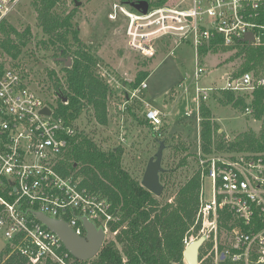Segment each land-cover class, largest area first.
<instances>
[{
	"label": "built area",
	"instance_id": "1",
	"mask_svg": "<svg viewBox=\"0 0 264 264\" xmlns=\"http://www.w3.org/2000/svg\"><path fill=\"white\" fill-rule=\"evenodd\" d=\"M19 1L0 0V23ZM118 15L126 20L130 47L141 55L152 56L158 45L168 42L172 47L191 43L196 80L208 71L200 65L198 49L212 40L225 46L243 42L264 47V0H166L149 4L145 13L129 4H114L110 17L116 20ZM220 78L222 85H196L192 98L196 112L214 93L229 90L249 101L264 87V69L225 70ZM146 87L142 81L135 90ZM145 106L146 118L157 129L161 112ZM44 107L50 112H43ZM252 112L251 106L245 108V113ZM74 133L75 127L54 113L52 102L29 85L21 69L0 57V235L6 240L0 252L9 244V254L16 252L31 262L86 264L36 213L64 220L78 236L86 235L83 218L101 228L104 238L116 231L112 225L121 223L120 209L106 196L83 185L79 175L60 171L59 162ZM197 165L200 191L193 225L199 223L200 228L198 234L184 237L185 245L203 235L202 245L212 239L209 253L215 264H264V152L199 150ZM218 227L226 235L220 244Z\"/></svg>",
	"mask_w": 264,
	"mask_h": 264
},
{
	"label": "rangeland",
	"instance_id": "2",
	"mask_svg": "<svg viewBox=\"0 0 264 264\" xmlns=\"http://www.w3.org/2000/svg\"><path fill=\"white\" fill-rule=\"evenodd\" d=\"M65 1L66 11L73 12L72 26L78 29L83 44L101 59L97 69L111 88L107 102L108 123L97 124L93 110L90 106H84L74 121L75 128L88 134L104 151L112 147L121 148L122 167L138 181H141L149 160L155 159L160 146L159 140H162L164 147L159 177L163 190L156 197L161 203L171 202L178 188L198 166L201 117L192 100L194 88L196 85H222V72L238 69L242 60L232 58V52L228 51L207 54L201 58L200 65L208 71L196 80L195 48L191 43L184 41L174 47L171 46L172 42L158 45L152 56L136 53L130 47L125 31L126 20L121 15L116 20L110 17L114 4H129V0H77V5L74 0ZM6 20L18 31L30 29L29 40L14 61L21 62L29 85L43 98L55 102L53 84L56 75L62 79L63 64L56 61L53 47L43 48L40 43L46 36L37 25L32 0H20ZM50 70H54L55 75L50 74ZM140 72L147 73V77L142 80L147 82V88L137 92L135 89L139 85L133 87L132 83ZM216 96L214 93L205 101L211 109L213 120L219 126L213 135L214 144L221 139L232 140L242 131L251 129L259 132L261 121L255 119L252 113L247 114L245 109L235 108L230 104L221 105ZM147 102L161 112V122L155 130L143 123L146 121L144 116L148 108L145 106ZM186 111L191 112L186 115ZM220 152L227 151L225 149ZM77 171L78 169L75 170ZM208 187L206 180V195ZM125 227L126 222L121 221L115 232L105 236L102 245L104 242H112L122 251L119 236ZM195 230V225H191L185 236L198 234ZM217 232L218 244L223 243L225 231L218 227ZM211 241L212 239L199 249L201 264H215V256L212 252L209 253L212 249ZM5 243L6 240L0 235V250Z\"/></svg>",
	"mask_w": 264,
	"mask_h": 264
},
{
	"label": "trees",
	"instance_id": "3",
	"mask_svg": "<svg viewBox=\"0 0 264 264\" xmlns=\"http://www.w3.org/2000/svg\"><path fill=\"white\" fill-rule=\"evenodd\" d=\"M133 1L129 0L128 2ZM166 0H148L149 4H162ZM75 3V0H74ZM36 13L37 25L46 39H41L43 48H54V56L70 57V66L64 62L62 79L55 76L53 91L56 95L52 102L54 113L74 126V121L84 106H90L97 124L108 123V98L111 88L101 77L97 66L101 59L88 49L79 38L77 28L72 26L73 12L66 11L65 0H32ZM0 57L11 65L21 69L26 75L21 62L17 60L27 44L30 29L18 31L6 19L0 23ZM74 46V47H73ZM232 52V58L241 59L238 71L264 69V47H251L239 42L225 46L220 40H212L199 47V56L216 52ZM55 75L54 70L49 71ZM147 73L140 72L133 87L140 86ZM147 88V87H146ZM217 94L221 105H232L245 109L251 106L254 118L261 121L258 133L253 130L242 131L232 140L221 139L214 144L213 135L218 130V123L212 118L211 109L203 101L199 107L200 148L205 154L223 151L264 152V87L253 92L251 100L236 97L232 91L223 90ZM66 98L63 102L62 99ZM49 100V99H47ZM148 103V102H147ZM147 123L152 127L149 120ZM75 127V126H74ZM155 130V129H154ZM157 137V132H155ZM158 138V137H157ZM159 140V145L162 143ZM63 174L75 172L82 176V184L106 196L122 213V229L119 240L120 251L112 242H104L96 256L85 261L90 264H184L183 239L189 227L195 223L200 191V174L196 169L178 188L171 202H159L156 195L145 188L141 181L130 175L121 165V148L112 147L102 150L94 140L75 128V133L68 138V145L58 165ZM120 223L114 225L117 227ZM200 224L195 225V232ZM201 248V247H200ZM10 245L6 244L0 252L5 256L3 264H59L53 260L31 262L16 252L9 254Z\"/></svg>",
	"mask_w": 264,
	"mask_h": 264
},
{
	"label": "water",
	"instance_id": "4",
	"mask_svg": "<svg viewBox=\"0 0 264 264\" xmlns=\"http://www.w3.org/2000/svg\"><path fill=\"white\" fill-rule=\"evenodd\" d=\"M76 5L79 1L75 0ZM133 8L145 13L149 6L148 0H133L128 2ZM59 61L64 62L65 66H70L71 58L57 57ZM128 98V97H127ZM63 102L66 98L62 99ZM43 112L49 113L47 107L42 109ZM164 143H160L158 151L155 153L154 160L150 159L146 165L141 184L155 195H160L163 190V185L160 181L159 172L161 168V152ZM37 218L42 221L49 229L54 231L62 240L69 252L78 260L86 261L93 258L98 253L103 240L104 233L101 228H96L94 224L83 218L86 229L85 236L76 235L69 225L61 219L47 217L39 212L36 213ZM205 240V236H200L189 241L183 249V261L185 264H201L199 261V249Z\"/></svg>",
	"mask_w": 264,
	"mask_h": 264
},
{
	"label": "crops",
	"instance_id": "5",
	"mask_svg": "<svg viewBox=\"0 0 264 264\" xmlns=\"http://www.w3.org/2000/svg\"><path fill=\"white\" fill-rule=\"evenodd\" d=\"M214 119V118H213ZM215 120V119H214ZM217 122V121H216Z\"/></svg>",
	"mask_w": 264,
	"mask_h": 264
}]
</instances>
